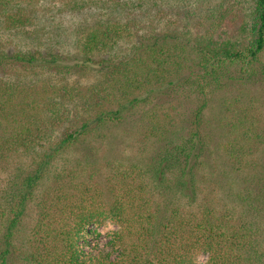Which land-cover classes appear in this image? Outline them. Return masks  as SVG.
<instances>
[{"label": "trees", "instance_id": "obj_1", "mask_svg": "<svg viewBox=\"0 0 264 264\" xmlns=\"http://www.w3.org/2000/svg\"><path fill=\"white\" fill-rule=\"evenodd\" d=\"M259 101L264 0H0V264H264Z\"/></svg>", "mask_w": 264, "mask_h": 264}, {"label": "rangeland", "instance_id": "obj_2", "mask_svg": "<svg viewBox=\"0 0 264 264\" xmlns=\"http://www.w3.org/2000/svg\"><path fill=\"white\" fill-rule=\"evenodd\" d=\"M253 107V111L256 114V120L259 121L258 128L260 132L264 130V103L262 102H255ZM212 125V124H211ZM215 125H212L213 128ZM222 135V134H221ZM232 137L224 136L225 139H228L229 141L232 140ZM217 158V157H216ZM218 162H216L218 165H223L226 163H229L226 161V159L222 158V156H219L218 159H216ZM213 162V161H211ZM119 230V227L116 223L107 220L103 224L94 225L90 229V234H88V239L85 240V238L80 241V243L83 245V248L85 249V241L87 242V245L90 244L91 249H95L97 252L101 251H109L110 253L116 254V250L111 247L112 237L114 233ZM208 257L205 254H200L197 257V263L198 264H206Z\"/></svg>", "mask_w": 264, "mask_h": 264}]
</instances>
